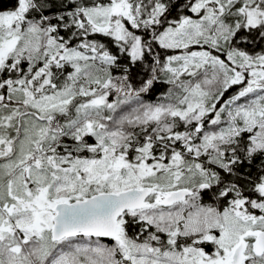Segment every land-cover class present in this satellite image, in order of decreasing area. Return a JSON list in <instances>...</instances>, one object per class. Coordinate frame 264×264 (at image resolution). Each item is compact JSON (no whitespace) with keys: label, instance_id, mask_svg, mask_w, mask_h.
<instances>
[{"label":"snow or ice","instance_id":"obj_1","mask_svg":"<svg viewBox=\"0 0 264 264\" xmlns=\"http://www.w3.org/2000/svg\"><path fill=\"white\" fill-rule=\"evenodd\" d=\"M0 264H264V0H0Z\"/></svg>","mask_w":264,"mask_h":264}]
</instances>
